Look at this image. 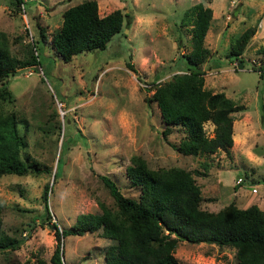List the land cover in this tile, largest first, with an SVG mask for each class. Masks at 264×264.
<instances>
[{
    "label": "rangeland",
    "instance_id": "obj_1",
    "mask_svg": "<svg viewBox=\"0 0 264 264\" xmlns=\"http://www.w3.org/2000/svg\"><path fill=\"white\" fill-rule=\"evenodd\" d=\"M80 1L23 0L17 6L13 0H0V30L8 37L10 52L26 60L35 45L40 61L36 66H18L0 80L15 96L13 102L3 104L14 111L25 140L20 157L36 160L40 168L39 173L0 174L3 231L21 239L15 249H0V264L43 260L53 264L50 256L57 241L50 223L39 217L46 183L52 221L60 228H68L80 213L101 211V204L116 209L102 174L111 177L123 194L137 197L139 191L129 184L125 172L133 154L143 156L155 169L193 171L202 190V209L254 203L264 212V73L252 69L262 65L264 71V53L258 52L264 42V0H96L100 15L115 8L128 12L129 27L124 19L122 30L105 48L82 51L65 61L50 38L61 25L62 11ZM197 2L211 11L203 39L209 55L200 64L204 83L213 91H223L238 107L228 153L178 151L175 144L183 137L182 129L176 125L164 135L156 102L146 100L157 82L187 70L181 53L191 50V25L184 26L181 20ZM249 26L256 30L240 57H227ZM128 60L137 73L127 67ZM204 127L213 134L210 121ZM61 147L65 149L61 174L54 179ZM200 161H206L207 168ZM33 216L37 218L31 228ZM62 242L65 264H105L104 250L112 240L101 236L99 229L66 235ZM174 244L181 264H238L233 246L176 238Z\"/></svg>",
    "mask_w": 264,
    "mask_h": 264
},
{
    "label": "trees",
    "instance_id": "obj_2",
    "mask_svg": "<svg viewBox=\"0 0 264 264\" xmlns=\"http://www.w3.org/2000/svg\"><path fill=\"white\" fill-rule=\"evenodd\" d=\"M13 1L17 6L23 3V0ZM210 18L211 11L201 2L186 9L181 24L191 25V50L181 55L187 61V70L157 82L150 88L152 94L146 96L147 101L154 100L157 104L164 135L176 125L182 129L183 137L175 148L183 154L210 155L218 150L228 153L233 144L234 112L238 107L223 91L206 87L204 71L200 68L209 55L203 39ZM124 19L125 27H129L132 17L128 12L115 8L100 15L96 0H81L62 11L61 25L50 38L51 46L65 61L82 51L103 49L112 36L122 30ZM255 30V26L245 28L231 45L227 57L239 58ZM39 33L45 39L41 29ZM178 46L182 47V43ZM258 52L264 53V42ZM127 56L130 58L131 53ZM39 64L35 45L30 57L20 60L10 52L8 37L0 30V80L8 73L14 74L18 66ZM126 65L137 73L133 62L128 60ZM252 69L260 70V75L264 73L262 65ZM14 100L13 92L0 84V174L39 173L36 160L26 162L20 157L25 140L18 131L14 111L3 104ZM207 121L213 124L212 135L205 130ZM261 122L264 125L263 105ZM62 147L53 172L54 179L61 174V153L65 152ZM200 164L207 168L206 161H200ZM125 172L129 184L139 191L137 197L123 194L111 177L102 174L101 179L115 200L116 209L101 204V211L78 214L68 228H60L52 221L48 207L50 184H45L41 195L44 208L39 217L42 222L50 223L57 241L50 256L53 264H65L60 250L64 236L99 229L101 236L112 240L104 250L105 264H181L174 254L175 238L233 246L238 264H264V212L257 204L238 207L232 203L217 211L202 209V190L193 171L181 167L155 169L139 154L131 155ZM1 211L0 204V249H15L21 239L3 231ZM36 218H31V228ZM40 264L49 263L43 260Z\"/></svg>",
    "mask_w": 264,
    "mask_h": 264
},
{
    "label": "water",
    "instance_id": "obj_3",
    "mask_svg": "<svg viewBox=\"0 0 264 264\" xmlns=\"http://www.w3.org/2000/svg\"><path fill=\"white\" fill-rule=\"evenodd\" d=\"M63 242L61 240L60 250L62 251ZM61 260L63 261V256L61 255Z\"/></svg>",
    "mask_w": 264,
    "mask_h": 264
},
{
    "label": "built area",
    "instance_id": "obj_4",
    "mask_svg": "<svg viewBox=\"0 0 264 264\" xmlns=\"http://www.w3.org/2000/svg\"><path fill=\"white\" fill-rule=\"evenodd\" d=\"M23 4V3H22ZM23 7V6H22ZM24 8V7H23ZM23 15H25V10L23 9Z\"/></svg>",
    "mask_w": 264,
    "mask_h": 264
}]
</instances>
